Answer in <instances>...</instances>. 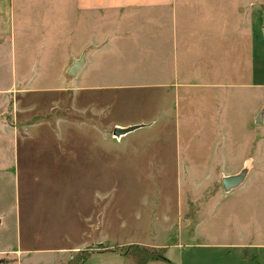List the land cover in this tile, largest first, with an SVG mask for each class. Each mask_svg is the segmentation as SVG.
Instances as JSON below:
<instances>
[{
	"label": "rangeland",
	"instance_id": "374dc122",
	"mask_svg": "<svg viewBox=\"0 0 264 264\" xmlns=\"http://www.w3.org/2000/svg\"><path fill=\"white\" fill-rule=\"evenodd\" d=\"M9 4L8 23L0 18V264H60L73 248L71 259L90 251L84 264H264V102L248 116L242 101L250 90L253 107L264 79L235 89L234 119L220 93L213 122H202L194 104L182 113L180 91L152 87L148 29L118 42L117 23L95 16L96 35L108 30L111 40L74 78L67 69L81 49L71 51L70 16L60 24L26 16V0ZM235 8L252 57H263L264 0ZM242 172L223 188L224 176ZM131 244L144 247L140 262Z\"/></svg>",
	"mask_w": 264,
	"mask_h": 264
},
{
	"label": "crops",
	"instance_id": "0c3cea01",
	"mask_svg": "<svg viewBox=\"0 0 264 264\" xmlns=\"http://www.w3.org/2000/svg\"><path fill=\"white\" fill-rule=\"evenodd\" d=\"M9 5V0H0V18L4 24L8 23L9 12L12 16ZM48 14L54 18L59 16L60 24L62 16H70L72 42L77 41L76 49L71 51L76 53L78 48L81 49L72 62L83 57L74 78H79L83 66L91 61L92 48L111 40L112 34L108 30L102 36L96 35L95 16L117 23L114 32L118 35L113 36L118 42L137 28L148 29L143 33L142 43L150 44L152 50L148 74L152 87L158 91L168 89L167 94L172 87L175 94L180 91L182 113L192 112L189 106L194 104L193 111L202 122H213L212 106L220 93L227 95L225 103L234 119L235 89L246 87L239 86L245 83L249 88L252 81L264 79V56L252 57L250 47L246 45L251 38L235 22V0H26V16ZM132 15L149 16L151 23L149 26L121 23ZM257 90L253 93L258 92V100L255 98L256 104L254 100L255 105L252 103L251 108L250 90L243 91L247 96L242 101L248 99V116L258 113L261 109L256 110L259 101L264 102V87ZM198 103L205 106L208 103L211 108H200ZM260 118V115L255 117L256 121ZM77 249L68 250L60 264H69Z\"/></svg>",
	"mask_w": 264,
	"mask_h": 264
},
{
	"label": "water",
	"instance_id": "95a60500",
	"mask_svg": "<svg viewBox=\"0 0 264 264\" xmlns=\"http://www.w3.org/2000/svg\"><path fill=\"white\" fill-rule=\"evenodd\" d=\"M83 62V57L80 56L79 58L75 59L71 65L67 69V74L70 75L71 77H74L76 73L78 72L79 68L81 67ZM136 127H128V128H115L113 129V134L115 136H120L123 135L129 131L134 130ZM244 179V173H239L235 175H227L222 178V186L225 190H229L231 188H234L238 186Z\"/></svg>",
	"mask_w": 264,
	"mask_h": 264
},
{
	"label": "trees",
	"instance_id": "16d2710c",
	"mask_svg": "<svg viewBox=\"0 0 264 264\" xmlns=\"http://www.w3.org/2000/svg\"><path fill=\"white\" fill-rule=\"evenodd\" d=\"M128 250L138 259L140 254L144 251V247L140 245L131 244L128 246ZM126 251V250H125ZM91 255L90 251H82L80 254H76L69 262V264H84L85 261ZM153 258H162L160 253L153 255ZM140 259H138L139 261ZM140 262V261H139Z\"/></svg>",
	"mask_w": 264,
	"mask_h": 264
}]
</instances>
